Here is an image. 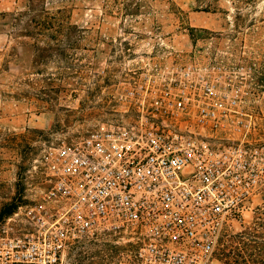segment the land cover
<instances>
[{"label": "built area", "instance_id": "obj_1", "mask_svg": "<svg viewBox=\"0 0 264 264\" xmlns=\"http://www.w3.org/2000/svg\"><path fill=\"white\" fill-rule=\"evenodd\" d=\"M251 70L124 63L92 128L34 160L42 187L6 218L0 264H63L88 243L124 246L119 264H209L264 187V140L245 106Z\"/></svg>", "mask_w": 264, "mask_h": 264}, {"label": "rangeland", "instance_id": "obj_2", "mask_svg": "<svg viewBox=\"0 0 264 264\" xmlns=\"http://www.w3.org/2000/svg\"><path fill=\"white\" fill-rule=\"evenodd\" d=\"M207 12L213 28L191 24ZM145 56L251 65L245 106L264 140V0H0V235L42 187L32 167L44 145L86 134L123 64ZM263 208L264 187L233 215L209 264H222L227 238ZM123 249L75 246L63 264H119Z\"/></svg>", "mask_w": 264, "mask_h": 264}, {"label": "trees", "instance_id": "obj_3", "mask_svg": "<svg viewBox=\"0 0 264 264\" xmlns=\"http://www.w3.org/2000/svg\"><path fill=\"white\" fill-rule=\"evenodd\" d=\"M12 208L4 212L10 213ZM219 260L222 264H264V208L241 233L227 238L219 249Z\"/></svg>", "mask_w": 264, "mask_h": 264}, {"label": "crops", "instance_id": "obj_4", "mask_svg": "<svg viewBox=\"0 0 264 264\" xmlns=\"http://www.w3.org/2000/svg\"><path fill=\"white\" fill-rule=\"evenodd\" d=\"M205 16L193 15L190 17L191 24L203 28H213L214 13L207 12Z\"/></svg>", "mask_w": 264, "mask_h": 264}]
</instances>
